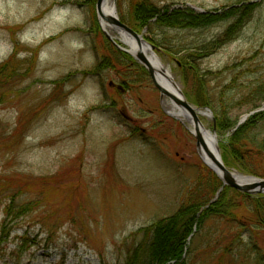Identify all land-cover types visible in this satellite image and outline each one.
I'll list each match as a JSON object with an SVG mask.
<instances>
[{"label":"rangeland","instance_id":"obj_1","mask_svg":"<svg viewBox=\"0 0 264 264\" xmlns=\"http://www.w3.org/2000/svg\"><path fill=\"white\" fill-rule=\"evenodd\" d=\"M141 1L148 0H113L118 18L130 28L133 4ZM150 1L161 12L195 15H220L233 4ZM258 3L239 35L216 49L229 22L139 31L155 46V55L171 70L188 102L210 109L211 118L201 121L212 133L221 105L227 103L231 115L241 119L251 112V104L242 99L264 84V0ZM96 4L0 0V65L16 54L15 70L7 73L10 80L0 79V264H127L145 230L190 200L217 197L221 182L197 154L190 125L173 131L159 125L169 120L144 69L133 63L117 72L97 68L114 58V46L101 28ZM110 33L118 37L114 30ZM123 80L130 90L120 95L109 82ZM202 83L212 95L210 107L198 105L194 92ZM250 138L260 144L264 124ZM177 151L188 165L178 162ZM254 159L260 161L254 172L229 168L264 179V154ZM225 192L216 200L229 202L231 220L210 221L203 229L198 224L187 245L189 264H259L264 259V231L248 240L259 228L249 200H264V194L251 199L232 188ZM241 225L250 230L241 232L249 248H233L223 257L226 236L241 231ZM202 231L211 235L204 243Z\"/></svg>","mask_w":264,"mask_h":264},{"label":"trees","instance_id":"obj_2","mask_svg":"<svg viewBox=\"0 0 264 264\" xmlns=\"http://www.w3.org/2000/svg\"><path fill=\"white\" fill-rule=\"evenodd\" d=\"M258 1L233 0V4L229 5L230 10L220 15L207 13L195 15L192 11L179 10L174 11V14H169L161 12L160 8L150 0L141 1L140 4H133L130 25L134 30L139 32L140 29L143 30L147 26L169 28L178 26L199 29L210 28L223 22H229L230 24L226 32L213 46L216 49L234 40L239 35L242 28L260 6ZM136 27L139 28L137 29ZM110 53L114 58H108L106 64H104L105 62L99 64L98 69L103 68V70L117 72L118 70L123 71L124 68L127 70L126 65L130 66V63L137 64L129 55L116 50L114 47H112ZM206 53L203 51L202 57H206L208 55ZM15 62L16 54H12L5 63L0 65V79L2 82L6 83L10 80L7 79V73L15 70ZM137 66L140 67L139 65ZM189 69L191 70V66H189ZM196 80L198 81L197 77ZM195 88L194 93L195 95L197 94L196 96L199 99L198 105L210 107L212 105L210 91L205 89L203 83L202 88L200 84ZM242 101L246 104H251L250 111L260 108L262 103H264V84L257 87L253 93L248 94ZM229 107L227 103L221 105V108L214 114L215 123L213 126L218 134L223 161L226 166L234 167L244 173L259 170L260 161L255 162L254 158H259L264 154V140L258 144L250 138V134L260 123L264 124V111L251 116L244 125L233 131L238 124L239 118H234L231 115ZM215 181L218 182L217 179ZM225 191L226 189L221 195H224ZM206 198L207 195L205 198L202 197V200H190L191 202L177 214L162 219L152 225L151 228L145 230L142 240L136 246H133V251L130 254L129 260H127V264H189L187 260L188 238L191 235H195L198 224L202 223L203 229L210 221L231 220L230 214L233 208L228 206V201L216 200L210 204L211 200H206ZM256 199L249 201L253 203V220L259 228L254 234L250 235L249 241H252L254 236H258L259 231H264V200ZM30 211L28 209L27 212ZM11 214L12 210L10 207H7L6 215L10 216ZM250 220L252 219L250 218ZM240 229L241 231L238 233L230 232L226 236L227 246L222 251L223 257L230 254L234 250L233 248H239L242 251L249 248L250 242L247 244L243 241L241 232L243 230L249 232L250 230L242 225ZM143 231L140 230V233ZM195 237L197 238L198 235ZM210 237L211 235L205 231V234L202 236V243L206 242ZM234 254H237V252H234ZM259 264H264L262 257L259 260Z\"/></svg>","mask_w":264,"mask_h":264},{"label":"water","instance_id":"obj_3","mask_svg":"<svg viewBox=\"0 0 264 264\" xmlns=\"http://www.w3.org/2000/svg\"><path fill=\"white\" fill-rule=\"evenodd\" d=\"M107 0H97L96 10L99 18L101 28L105 36L122 52L132 56L148 73L152 80L154 87L160 93L161 100H169L171 109L167 111V114L174 118L186 119L192 129L191 133L196 139L197 152L202 162L212 170L222 181L223 185L219 190L217 196L222 192L225 187L233 188L241 193L254 195L264 194V179H259L253 176H243L242 174L229 169L222 159L221 150L218 144V138L216 133H212L205 128L200 117L211 118V111L208 108L200 109L191 105L178 84L174 81V78L168 76L167 79L170 82L171 90L163 87L159 82V73H164L163 68H155L150 63V60L146 57L145 53L141 51V47L144 46L149 51L150 55L156 58L154 53L155 47L148 43L143 38V33L138 34L129 26L120 21L115 10V3L113 2V14L110 16L104 15L103 7ZM115 1V0H114ZM202 12V11H201ZM110 30H114L119 38H114ZM127 38H132L139 45L138 50H134L127 42ZM161 65V64H160ZM110 87H114V82H109ZM118 90L123 91L121 85L117 86ZM264 111L263 108L252 111L243 116L236 128L245 124L249 117Z\"/></svg>","mask_w":264,"mask_h":264},{"label":"flooded vegetation","instance_id":"obj_4","mask_svg":"<svg viewBox=\"0 0 264 264\" xmlns=\"http://www.w3.org/2000/svg\"><path fill=\"white\" fill-rule=\"evenodd\" d=\"M133 29V28H132ZM134 30V29H133ZM136 32H138V31H136ZM146 40H148V39H146ZM122 85H123V91H120L122 94H124V93H126V92H128L130 89H129V87H127V82L125 81V80H123L122 81V83H121ZM159 102H160V106H161V108H162V113L165 115V116H167V120H169V123H164V122H160V124L159 125H161V126H164L168 131H173L176 127L177 128H184V129H186V125L187 124H189L190 125V123L186 120V119H184V118H174V117H171L170 115H168L167 114V111H168V109L170 110L171 109V105H170V101H168V100H161L160 99V97H159ZM200 118H202V117H200ZM129 122H132V120L129 118V119H127ZM137 129H138V127H137ZM191 129H192V127H191V125H190V129H189V132L191 133ZM139 130L142 132V135L141 136H143V135H146V131L145 130H143L142 128H139ZM191 135H192V133H191ZM194 138V137H193ZM195 142H196V140H195ZM180 145H182V143H179ZM185 147H188L186 144H185V146H184V148ZM186 149V148H185ZM196 150H197V147H196ZM197 154H198V152H197ZM174 155H175V158H178L179 159V161L178 162H180V163H182V164H187V162H186V158L185 157H180V153L177 151V152H174ZM199 155V154H198ZM186 156H188L187 154H186ZM200 157V156H199ZM201 159V158H200ZM188 165V164H187ZM201 168H202V166H201ZM218 178V177H217ZM219 179V178H218ZM201 192V189L199 188L198 190H197V193H200ZM197 195V194H196ZM243 195H246V196H248L249 198H251V199H254V198H256V197H253L252 195H248V194H243ZM258 199H262V197H257Z\"/></svg>","mask_w":264,"mask_h":264},{"label":"bare ground","instance_id":"obj_5","mask_svg":"<svg viewBox=\"0 0 264 264\" xmlns=\"http://www.w3.org/2000/svg\"><path fill=\"white\" fill-rule=\"evenodd\" d=\"M103 13H104V15H107V16H110L111 14H113V0H107L106 1L105 5L103 7ZM125 40L134 50L139 49V45L132 38L126 37ZM140 49H141V51H143L145 53L148 60H150V63L152 64V66H154L155 68H163L164 69V73L158 74V76H159L158 80L163 87H165L168 90H171L170 82L167 79L168 76H171L173 78L171 70L162 65V63L159 61L157 55H156V58H154L153 55H150L149 51L146 50V48L144 46H142Z\"/></svg>","mask_w":264,"mask_h":264}]
</instances>
